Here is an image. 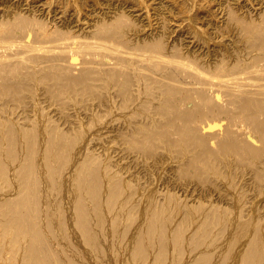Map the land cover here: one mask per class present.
I'll list each match as a JSON object with an SVG mask.
<instances>
[{
  "label": "bare ground",
  "instance_id": "1",
  "mask_svg": "<svg viewBox=\"0 0 264 264\" xmlns=\"http://www.w3.org/2000/svg\"><path fill=\"white\" fill-rule=\"evenodd\" d=\"M0 264H264V0H0Z\"/></svg>",
  "mask_w": 264,
  "mask_h": 264
}]
</instances>
